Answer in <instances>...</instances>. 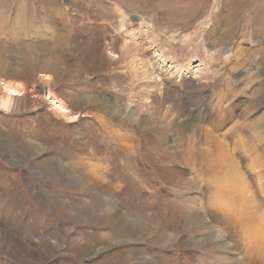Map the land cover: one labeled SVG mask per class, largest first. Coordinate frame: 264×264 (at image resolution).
<instances>
[{"label": "rangeland", "instance_id": "1", "mask_svg": "<svg viewBox=\"0 0 264 264\" xmlns=\"http://www.w3.org/2000/svg\"><path fill=\"white\" fill-rule=\"evenodd\" d=\"M133 2L128 9L127 3L119 0H0V264H156L152 261L157 257L164 264H207L203 260L209 264H260L247 258L241 248L232 252L222 247L230 239L210 242L212 234H206L202 227L195 229L198 237L193 241H207V251H214L212 246H216L217 255L208 254L202 247L188 249L183 238L163 247L133 234L119 237L113 232V222L103 225L108 216L116 221L128 201L147 214L173 212L188 216L187 208L180 210L175 205L194 200L188 208L208 210L211 204L216 214L223 211L225 200L235 198L234 194L229 196L228 185L212 183L215 186L207 185L211 191L206 187L214 177L206 172V162L199 161L216 153V145H207L193 133L183 135L180 127L184 117L169 105L165 111H171L174 120L158 116L159 131L138 130L142 119L152 117L146 108L152 109L154 99H162L165 88L177 97L186 96V113L206 112L205 120L211 127L222 119L218 106L238 105L235 118H226L225 127L214 131L215 140L236 164L253 197L254 214L264 226V138L258 134L257 123L264 115V103L258 110L245 113L252 108L250 96L255 97L262 88L261 79L255 75L264 61L258 39L250 35L243 38L240 27L231 40H222V28L211 35L222 0ZM190 3L201 7V11L184 23L186 16L177 13L182 14ZM160 6L163 16L155 17L152 8L157 11ZM103 8L111 15L103 17ZM165 12L172 21H166ZM247 15L245 20L251 10ZM251 32L249 28L247 33ZM77 40L90 42L97 49L65 47L66 51H58L65 59L61 63L53 49L63 41L71 45ZM116 40L136 42L138 58L121 59L120 46L116 50L109 47L107 52L97 46ZM26 46H36L39 53L50 50L48 60L44 59L54 69H42V61L36 68L29 67L21 52ZM239 47L243 52L253 51V56L243 53L237 59ZM154 66L168 74L166 81L157 73L153 80L134 78V70L151 71ZM76 69L79 75L74 73ZM202 69L209 70V80H203L204 87L190 92L187 82L199 81L196 75ZM251 75L256 81L252 79L245 91L244 84H238L239 94L227 97L236 82ZM146 81L151 87L148 90L143 88ZM7 85L15 87L20 95L8 99ZM142 89L148 94L142 95ZM194 98L202 101L194 105ZM54 102L68 112L61 111ZM110 132L115 138L121 135L128 151L117 147ZM160 139L168 142L167 152L154 149L152 141ZM177 141L178 146L173 147ZM87 168L94 170L101 182L82 181L77 173H85ZM53 170H60L61 177H56ZM113 189L117 192L114 199L110 195ZM126 214L124 221L141 226L138 214ZM237 216L242 218L243 213L239 211ZM173 227L170 222L165 230L172 235ZM147 232L146 237L150 230ZM3 235L17 238L22 249L8 243ZM185 236L192 237L189 233Z\"/></svg>", "mask_w": 264, "mask_h": 264}, {"label": "bare ground", "instance_id": "2", "mask_svg": "<svg viewBox=\"0 0 264 264\" xmlns=\"http://www.w3.org/2000/svg\"><path fill=\"white\" fill-rule=\"evenodd\" d=\"M119 1L127 3L128 5L125 4V7H128V9L132 8L133 3H134L133 0H125V1L119 0ZM126 1H128V2H126ZM129 3L132 4V6ZM221 4H222V6H221L222 9L220 8L218 15H216L214 17L215 18V25L210 30L211 35L216 34L217 30L222 28L223 29V34L221 35L222 40H231L234 36L237 35V33L239 32L238 29L240 27L239 34L241 33L243 35V38L244 37L246 38L248 35H250L251 38H253V39L257 38L258 44H259V49H261L264 52V10H263L264 0H256L255 3H253L252 0H222ZM197 7H198V5H196L194 3H190L189 6L183 10L182 14L177 13V15H185L186 20L182 21V22L188 23L201 11V7H198V8ZM154 9H155V7L152 8V12H153V15L155 17H158L159 15L163 16V9L161 6L157 11H154ZM139 10H142V8H140ZM174 10L175 9H169L168 11L172 12ZM250 10H251V15L249 16L248 19L245 20V18L248 16L247 12ZM107 15L110 16L111 11L103 8L102 16L107 17ZM165 16H166V12H165L164 17ZM242 19H244V22H242ZM167 20L170 22V21H172V18L170 16H166V21ZM249 28H252L251 34L247 33ZM243 32H244V34H243ZM222 40H218V41L222 42ZM67 43L68 42L65 43L63 41V43H59L60 45L57 48L53 49V51L55 50V52H54L55 56H57V59L61 63L62 62L65 63V59L60 55V53L58 51H62L65 47L67 48V50L71 49V47H73V46H76V47L81 46L83 48H87V46H89L93 49H97L95 47L96 45H93L90 42H83V41L77 40L75 43H73V44L71 43V45H68ZM219 44H221V43H219ZM97 46L99 49H101L104 52H107L109 47L116 50V49H118L117 47L120 46V51L122 54L121 59H122V57H124V59L127 58L128 60L130 58H135V59L138 58L139 47H138V44H136V42H134V41H131V43H127V42H121L119 40H116V42L112 41V42H109L106 44H101V45L97 44ZM35 47L36 46H26V47L21 49V52L25 55V57L27 59V62H28L27 65L29 67L33 66L34 68H36L37 64L42 61V64H39V65H41L42 69H48V70L52 69L53 67L50 66V64L48 62H46V60L44 59V56H45L46 59L48 60L47 56H48L50 50L44 49L45 51H42L41 53H39L41 50L37 49ZM239 50H240L239 51L240 54L238 57H236L237 59L241 58L243 56V53H244V56H249L250 58L253 56V54H252L253 51L250 52V51L244 49V52H243V49L240 47H239ZM115 56H117V55H115ZM131 60L134 63V60L133 59H131ZM237 64H239V63L237 62ZM191 65H192V62H190L189 67H191ZM157 66H154L151 71L148 68H145V69L143 68V71H141V72H139L140 69H139V71L134 70L136 72V75H135V73H133L134 78L140 79L141 81H143L145 79L148 80V79L152 78L154 73H157L161 78H165V81H166V77H168V74H165V71L160 69L161 67L159 68ZM258 69H259V72H255V75L257 78L261 79L262 84L261 83L260 84L262 85V88L260 90L258 89L259 91L257 92V95L255 97L252 98V96H250L251 97L250 101L252 102L251 103L252 108H249V110L245 113H250L251 111L254 112L255 110H258L262 106V104L264 103V61L260 65V68H258ZM1 71L2 70L0 67V73H1ZM78 72H80V71L78 69H76V72H74V73H77L76 75H79ZM169 76L172 77V73ZM209 76H210V72L208 69L199 70L196 77H198L200 79L199 81H202V82H199V81L194 82V79H193V81L189 80L186 84L188 90L190 92H194V91H196V88L204 87L205 81H203V80H205V79L209 80L208 79ZM252 79H254V78L251 75L250 77L249 76L247 77V80L243 79V81L239 80V82H236V84H234L235 86L233 87L230 94H227V97L235 98V96L237 94H239L238 93L239 91L237 92V88H238V84H240V83L244 84V91H245L247 85H249L250 83H252L255 80V79L254 80H252ZM152 80H153V78H152ZM146 82H147V84L146 83L143 84V88L145 90H148L151 87L149 85V81H146ZM5 88L9 90V91H7V92H9L8 95L10 97L8 99H11L14 96L17 97L20 95L15 87L7 85ZM144 89H142V91H144V92H142V95H145V94L147 95L148 93H146ZM163 91H164V96L162 97V99L157 98V99L153 100L154 103L151 104L152 109L151 108L148 109V108H146V106L144 107L147 110V114L152 113V117H148L145 120L142 119L143 122L138 124V125H140L138 130L140 131L142 129L143 132L151 130L150 133H152V131L154 132L155 130H158V126H159V124H157L158 123L157 122L158 116H161V118L165 119V120H166V118L167 119L172 118V120H174V118H176V117H174L175 115L173 116V114L171 113L172 114L171 115L172 117H171L170 113H169L171 111H169V112L165 111L166 105H169L172 108L171 110H174V112L176 111L179 116L184 117L183 118L184 122L182 123V125L180 127V131H182L183 135L186 136L189 133H193L194 136L202 137V139H203L202 141H204L207 145H210V144L216 145V151H215L216 153H214L213 155L207 154L206 156H204V159H201L199 161V163H201V164L206 162L205 165H203L206 168V172L210 171V173L214 177L213 182L208 181L209 184H206V187H208V186L211 187L212 183L218 184V185L222 184V186H223V184L226 186L228 185L227 187L224 186V187H226V190H228V192L230 193V195L229 194L228 195L231 196L232 194H234L232 196L233 197L235 196V198L225 200L226 204L225 205L222 204L224 207H222V205H221L223 211H220V213H216V214L212 213L211 210L215 207H214V205L212 207L211 204L208 205L209 206L208 210H207V208L206 209L201 208L200 210L191 209V207L188 208L189 205L194 203V200H192V201L188 200V202L186 200V203H184V204L181 203V204L175 205L176 209L182 210L184 208H187L188 210H186V212H187V214H189L188 216L181 214L175 208L174 209L178 213H180L179 216L173 212H171L169 214H167V213L160 214L157 212L147 214L145 209H141L137 205H134L128 201L127 202L128 205H125V212L123 213L122 210L121 211L119 210L120 215L116 221L111 220L110 217L108 216L105 219H103V221H104L103 225L107 226L108 224L113 222V225H114L113 232L118 234L119 237L120 236H129V235L133 234L135 236H138L139 238H142V239L145 238V241L148 240L151 243H154L155 245L163 246V247H164V245H167V244H174L176 241H178V239L180 241V239L183 238V245L186 246V248L193 249V248L202 247L203 249L206 250V252L208 254L217 255L218 249L216 246H212V249L214 251H212L210 249H209V251H207L206 246H208V245L205 243L207 241H203V240L193 241V238L197 239V237H198L195 229L202 227L206 231V234H208L210 236L212 234V238H210V242H213L215 240H218V241L224 240L225 241V240L230 239L231 242L222 245V247H224L225 249L231 250L232 252L235 250L237 251V248H241V250L246 251L247 258L252 259L253 261L259 262L260 264H264V226L262 223L259 222V219H257L256 215L254 214L253 197L248 193L249 191L247 190L246 185L243 182L244 180L242 181L241 173H239V170H238L236 164L234 163L232 157L229 155V153L227 152V150L224 147H222L221 145H219L217 143L218 140L217 141L215 140L216 136L214 135V131L217 128L221 129L222 127H225L226 118H228V117H230L231 119L235 118V113H236L237 109L239 108L238 105H234V103H229L230 105H228L225 108H224V105L218 106L219 107L218 108L219 115L221 116L222 119L219 120V125H213L211 127V126H209L210 124L208 125L207 119L205 120V117L207 116L206 112L200 113L198 115H192L193 113L192 114L186 113L185 109L188 106V104H187V99H186L185 95L184 96L178 95V97H177L174 95L175 92H172V90H166L164 88ZM141 97H143V96H141ZM141 99H143V98H141ZM229 100L231 101V99H229ZM192 101H193V104L195 105L196 103H199L202 100L198 99V98H194V99H192ZM215 101H216V97H215ZM54 104L57 106V105H59V102H54ZM153 106H155V107H153ZM58 107L61 108V111L64 110L63 112H68V111H66L67 109L66 110L63 109L65 107H63L61 105H59ZM117 111H119V110H117ZM117 111H116V113H117ZM130 114H128V115H130ZM226 115H227V117H226ZM235 121H236V125H237L239 123V122L237 123L238 119ZM163 122H164V120H163ZM257 123L259 124L258 134L263 139L264 138V115L262 116V118ZM185 129H186L187 133L185 132ZM177 130H179V129H177ZM158 131L156 133H158ZM237 132H239V131L236 128V133ZM114 135H115L114 133H113V135L111 133V136H112L111 140L116 141L117 147L119 149L125 148L123 150L128 151L127 149L129 147L127 144H125L123 142L121 135L119 133L116 134L117 138H115ZM181 137H184V136H181ZM194 139H195V137H194ZM182 140H183V138L181 139V141ZM202 141H201V143H202ZM263 141H264V139H263ZM152 143H153L154 149L157 150L158 152H167L166 151V150H168L167 148L170 147L169 145H167L168 147H166V144L168 142L166 143L165 140H163V139L158 140L157 143H155V141H152ZM178 144L179 143L177 141V143H175L173 145V147L178 146ZM203 145H205V144L203 143ZM195 156H197V155H195ZM257 157H258V155H257ZM73 163H75V162H73ZM196 163H197V161H196ZM261 164H263V162ZM88 165L90 166V163ZM201 171H203V170H201ZM93 172H95V171L91 170V169L88 170V168H87V171L85 173H82L80 171V173L78 172L77 174H78V177L80 179H82V181L86 180L88 182V184L89 183H96L97 179H99V182H101L100 178L97 177V173H93ZM54 175L56 177H61V171L55 170ZM75 176L77 177V175H75ZM62 179L65 180L64 178H62ZM215 182H217V183H215ZM218 182L221 184H219ZM204 185H205V183H204ZM218 185H216V186H218ZM105 186H108V185H105ZM212 186H215V185H212ZM209 187H208V189H210ZM222 189H224V191H225V188H222ZM222 189H220V190L222 191ZM211 190L212 189H210V191ZM220 190H219V193L221 192ZM116 194H117V192L114 189L111 190L110 195L113 197L112 199L117 197ZM217 194H218V192H217ZM214 195L216 197V194H214ZM209 196H211V195H209ZM218 197H217V199H218ZM238 197L240 198V201H238L239 200ZM119 199L123 200L122 198H119ZM2 201H3V197H2V193H1V189H0V210L3 208ZM221 201L222 200H220V202ZM198 204H199V201H198ZM206 204H208V203H206ZM177 206H179V207H177ZM222 209L219 208V210H222ZM209 211H211V213ZM239 211H241L243 213L242 218L237 216ZM214 212H216V211H214ZM96 213H97V211H96ZM99 213H100V211H99ZM126 213H136V215L138 214L139 224L141 226H136L135 224H131L128 221L127 222L124 221L125 219L123 216L124 215L127 216ZM141 215L143 216L142 220H141ZM98 217H100V216H98ZM101 218H103V217H101ZM98 221H99V219H98ZM170 222H173V225H174L172 235H171V233H169L168 231L165 230L166 225L169 224ZM184 223H185V225H184ZM216 223L219 224L218 229H216ZM93 224H95V223H93ZM207 227H209V229H206ZM147 229L150 230V234H148L149 235L148 237H146V235H145L148 233ZM156 233H157V236L155 238H152L154 236V234H156ZM185 233H189L190 235H192V237H188V236L184 237ZM216 233H218V235ZM4 238L8 239L9 240L8 243L12 244L17 249L21 248L19 246V245H21L19 243L20 241L17 238H14L11 236L8 238V235L4 236ZM99 239H101L100 236H99ZM138 239H136V240H138ZM256 241H258V242L260 241L261 245L259 243H257ZM22 245H23V243H22ZM252 246H254L255 248L251 249V251L248 252L250 250V248H252ZM20 252L22 254L23 250H21ZM219 258L223 261L222 257H219ZM203 261L205 263L209 264V262H207L205 260H203ZM152 262L156 263V264L157 263H162V264L165 263V261L163 259H161L160 257L159 258L157 257V260L155 259V261H152Z\"/></svg>", "mask_w": 264, "mask_h": 264}]
</instances>
